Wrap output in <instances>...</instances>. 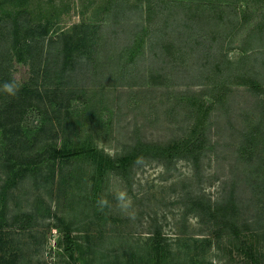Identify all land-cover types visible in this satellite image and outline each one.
<instances>
[{
	"label": "rangeland",
	"instance_id": "rangeland-1",
	"mask_svg": "<svg viewBox=\"0 0 264 264\" xmlns=\"http://www.w3.org/2000/svg\"><path fill=\"white\" fill-rule=\"evenodd\" d=\"M185 1L214 3L220 24L177 9L195 26L189 46L236 59L245 45L259 83L193 84L201 71H181L164 36L142 31L146 0H0V264H264V0ZM239 20L249 32L230 35ZM197 136L194 163L183 143ZM179 142L181 155L112 165L134 144ZM53 147L64 155L16 159ZM231 192L235 217L195 201L224 206Z\"/></svg>",
	"mask_w": 264,
	"mask_h": 264
},
{
	"label": "trees",
	"instance_id": "trees-1",
	"mask_svg": "<svg viewBox=\"0 0 264 264\" xmlns=\"http://www.w3.org/2000/svg\"><path fill=\"white\" fill-rule=\"evenodd\" d=\"M147 7V15L146 21L147 24L143 27L142 31L146 34L154 35H163V40L160 41L162 44V53L163 55H170L173 57L174 62H180L177 65L179 69L185 73H188V69L191 71H201L199 73L193 74L194 77H199L198 82L193 84H202L207 85L211 89H215V87H226L227 85L232 84H249L256 85L259 83V80L256 79V75H254L251 71V68L247 64V60L250 58V55L247 54L246 46L240 44V48L243 51L236 59H231L228 57L227 53L223 49V45H219L217 50L212 52L200 48V46L191 47L189 46L188 41H191L189 38H192L193 31L195 30V26H189L188 21L182 22L178 24L177 15L181 12H178L179 9L185 11L184 15L188 20L194 19H206L209 22L212 21V25L219 26V23H214L213 20L216 17V11L214 10L217 5L214 3H206V2H190L185 0H146ZM206 8L210 9L211 14L205 13ZM178 9V10H177ZM215 16V17H213ZM186 26L191 28L187 31ZM233 29L237 27L236 31L230 35H236L238 30H244L249 32L250 26H247L243 20H239L234 22L232 25ZM250 27V28H249ZM197 28H200L197 26ZM225 28V27H224ZM224 28L220 27L219 30H215L214 26L210 30V35L214 33L224 34ZM232 28H229L227 33H230ZM232 29V31H233ZM247 29V30H246ZM0 32H4L6 27L0 26ZM213 31V32H212ZM189 32V33H188ZM10 37V33H5ZM5 35V38H8ZM200 37L204 36L203 33L199 34ZM246 35V34H245ZM162 39V38H161ZM200 40L197 41V45L200 44ZM180 43V44H178ZM223 43V42H221ZM196 44V43H195ZM179 45V46H178ZM202 47V46H201ZM210 47V46H209ZM41 55V52H40ZM197 56L196 59L199 60L197 63L193 60V57ZM199 57H205V60L199 59ZM9 60V57H6L4 61ZM165 66L168 67V61L164 60ZM186 62H190V66L186 65ZM194 62V63H192ZM161 68H163L161 66ZM186 70V71H184ZM37 73V67L31 70L32 78ZM15 98L10 97V99H6L4 102V107L8 108V111H12L10 108L14 107ZM204 101L202 100L201 109L206 111L208 108L203 106ZM20 104L21 107L19 110V117H22L23 113L27 108V104ZM185 145V153L188 157H190L195 163L199 155L203 152L206 145L202 142L201 136H197L194 139L184 140ZM181 142L171 143V144H155V143H147L143 145L134 144L132 147L125 153L120 156H117L112 165L115 169L121 172L122 169L128 168L132 165L140 155H153V156H167L173 157L177 155H181ZM173 154V155H172ZM45 155H48L50 158H56L59 155H64L63 150L58 148H49L44 151L35 152L31 155L20 154L16 157L19 164H27L32 165L34 163L40 162ZM204 196H197L196 203L201 204L203 207H207V210L210 215L217 216L219 210L226 213L227 215H237L239 208L237 206L234 192H231L230 195L226 198V205L223 206V203L216 202L215 206H212L209 202V199H206L205 202L203 199ZM205 202V203H204ZM235 219V218H234ZM236 229H234L235 231ZM157 236H161V232L156 230L154 232ZM158 240V239H156ZM64 248L68 252L70 256L73 257V245L74 241L68 232L66 234L64 240Z\"/></svg>",
	"mask_w": 264,
	"mask_h": 264
},
{
	"label": "clouds",
	"instance_id": "clouds-1",
	"mask_svg": "<svg viewBox=\"0 0 264 264\" xmlns=\"http://www.w3.org/2000/svg\"><path fill=\"white\" fill-rule=\"evenodd\" d=\"M4 90L6 91V93L8 95L15 96L16 93L19 90V86L18 85H14L12 83H5ZM126 199H127V203L124 205L125 207H127L128 205H130V203H131L130 197H127V194L125 192H119L117 194V200L118 201L124 202ZM100 204H101V207H103L104 205L107 204V201L102 199L100 201Z\"/></svg>",
	"mask_w": 264,
	"mask_h": 264
}]
</instances>
